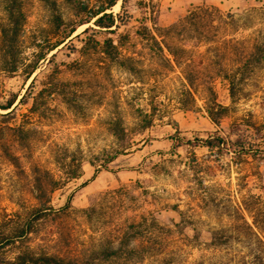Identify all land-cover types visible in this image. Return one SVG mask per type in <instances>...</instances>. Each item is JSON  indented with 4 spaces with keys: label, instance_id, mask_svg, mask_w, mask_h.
Masks as SVG:
<instances>
[{
    "label": "rangeland",
    "instance_id": "obj_1",
    "mask_svg": "<svg viewBox=\"0 0 264 264\" xmlns=\"http://www.w3.org/2000/svg\"><path fill=\"white\" fill-rule=\"evenodd\" d=\"M22 1V64L16 73L0 65V234L36 210L45 216L0 264L27 249L84 264L125 233L130 249L154 251L129 264H209L250 251L245 222L264 241V154L183 144L221 136L264 145V60L235 99L226 79L264 43V0H119L108 11L127 20L117 32L84 25L51 52L53 3L66 22L72 6ZM6 23L0 0V43ZM109 38L119 61L104 52ZM40 55L28 78L25 65ZM14 95V111L2 110ZM213 101L229 108L219 124L206 112ZM217 233L234 238L215 247Z\"/></svg>",
    "mask_w": 264,
    "mask_h": 264
},
{
    "label": "trees",
    "instance_id": "obj_2",
    "mask_svg": "<svg viewBox=\"0 0 264 264\" xmlns=\"http://www.w3.org/2000/svg\"><path fill=\"white\" fill-rule=\"evenodd\" d=\"M5 4V12L7 16V23L1 30V43H0V65L1 70L7 73H16L22 64V49L20 37L26 20V14L24 11V3L22 0H3ZM67 4H70L73 8L74 18L69 22H66L62 14L58 11L56 3H53V24L56 30H58V39L54 42H50L48 50L54 51L58 47L66 46L70 42V38L76 32L79 27L84 25H90L91 23L97 29L89 26L85 29L84 33H89L90 31H106L109 33H115L117 30L125 24L126 18L120 14H115L114 12H108L117 5L119 0H95L93 1H82V0H64ZM123 5L128 3L129 0H122ZM196 13H194L195 15ZM232 17V16H230ZM200 35L196 37L198 42H200ZM203 38V37H201ZM70 39V40H69ZM73 50H76L73 47ZM104 52L107 56L113 60L119 61L118 49L114 44L113 39H107L104 43ZM56 58V54L52 55L48 64H50ZM44 59V55H40L35 62H30L25 65V71L27 72V77L30 78L38 69L40 60ZM264 60V43H255L251 50L249 51L247 58L242 61L237 67L235 74L226 75V79L229 81V90L231 97L235 99L237 95L236 86L241 82H244L246 78L253 72L255 68L260 67ZM247 73V74H246ZM189 80V79H188ZM189 82H191L189 80ZM35 84V79L31 85ZM32 87V86H31ZM213 92V91H212ZM213 96L214 93H211ZM27 95H24L20 103L24 102ZM18 99L17 95L7 102L6 105H2V110H11ZM229 108L218 102H209L206 104V112L210 120L216 124H219L222 119L227 115ZM12 109L11 112H13ZM10 112V113H11ZM7 113V114H10ZM116 134L122 133L123 127L121 124H115ZM124 131V130H123ZM182 140H185L184 138ZM248 140L238 139L233 142L225 139L221 136L210 137L206 140L195 139L194 141H186L183 144H203L209 148L218 149H233L235 147L236 153L238 155H258L264 154V145L261 143L247 142ZM183 142V141H182ZM263 144V143H262ZM181 146V145H180ZM102 168L107 170V163L102 165ZM67 179L74 178L76 173L71 171V168L65 173ZM60 181H55L56 186L59 185ZM45 212L42 210L34 211V217L32 221L26 225L17 226L13 231L8 234H0V252H5V250L13 247L16 243L24 241L27 236L30 235L34 228V223L42 220L44 218ZM257 224V221H254ZM245 228L249 230L246 234L245 244L249 247L250 251L244 255L232 256L224 260H216L209 264H264V241L261 237L253 231V226L245 222ZM234 237L226 236L224 234H214L211 238V245L218 247L227 245L231 242ZM119 246L115 247L113 245H104L99 250L90 251V256L88 262L84 264H95L96 261L100 262H115L118 261L121 264H129L132 262H137L148 258L149 253L151 258L154 256V251H149L144 253L138 248L130 249L128 245L131 242L130 237L127 233L124 234L122 239H120ZM245 240V239H244ZM143 252V253H142ZM4 264H79L74 259L63 257L56 254L47 253H35L34 251L27 249L18 254L15 258L11 260L4 261ZM3 264V263H1Z\"/></svg>",
    "mask_w": 264,
    "mask_h": 264
}]
</instances>
